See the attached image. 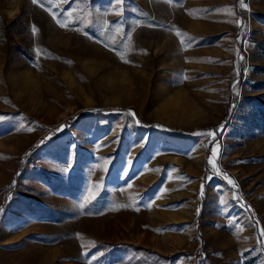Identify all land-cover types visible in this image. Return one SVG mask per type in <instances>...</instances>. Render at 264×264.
Listing matches in <instances>:
<instances>
[{
    "label": "rangeland",
    "instance_id": "374dc122",
    "mask_svg": "<svg viewBox=\"0 0 264 264\" xmlns=\"http://www.w3.org/2000/svg\"><path fill=\"white\" fill-rule=\"evenodd\" d=\"M262 111L264 0H0V264H264Z\"/></svg>",
    "mask_w": 264,
    "mask_h": 264
},
{
    "label": "trees",
    "instance_id": "16d2710c",
    "mask_svg": "<svg viewBox=\"0 0 264 264\" xmlns=\"http://www.w3.org/2000/svg\"><path fill=\"white\" fill-rule=\"evenodd\" d=\"M9 23H10V24H14V23H15L14 19L11 20ZM17 31L20 32L21 30L18 29ZM17 51H18V53H19L20 55H23V56H25L26 58L29 57L28 53L26 52V50H25L24 48L18 46V47H17ZM102 110L106 111V110H108V109H102ZM261 114H262V116H261V124H262V126H264V111H262ZM225 117H226V114H225V116L223 117V119H224ZM151 127L154 128V129H156V130H159V131H167V132H174V133H177V132L173 131L172 129H170L169 127H167V126H165V125H162V124H158V123H154V124H152ZM210 146H211V142H209V143L207 144V146H206V147H207V148H206V154L209 152V148H210ZM254 228L257 229V227H256L255 224H254ZM259 248H260V250L263 249L261 245L259 246Z\"/></svg>",
    "mask_w": 264,
    "mask_h": 264
},
{
    "label": "snow or ice",
    "instance_id": "6c2138e0",
    "mask_svg": "<svg viewBox=\"0 0 264 264\" xmlns=\"http://www.w3.org/2000/svg\"><path fill=\"white\" fill-rule=\"evenodd\" d=\"M117 2H118V3H122L123 0H117ZM32 3H37V0H32ZM241 6L244 7L245 5L242 3ZM53 18L55 19V16H54ZM56 22H57V24H59V26H60L61 28L66 27V25L63 24V23H61L60 20L57 19ZM32 31L35 32L36 29L33 27ZM189 39H191V38H189ZM66 62L70 63V61H66ZM213 153L215 154V149H213ZM209 163H212V161H209ZM229 183L232 184V183H234V182L231 181V180H229ZM94 215H100V213H95ZM77 235H79V234H77ZM82 247H83V246H82ZM85 255H86V253H85ZM88 264H91V259L89 260Z\"/></svg>",
    "mask_w": 264,
    "mask_h": 264
}]
</instances>
